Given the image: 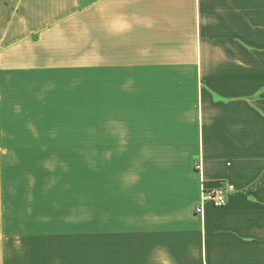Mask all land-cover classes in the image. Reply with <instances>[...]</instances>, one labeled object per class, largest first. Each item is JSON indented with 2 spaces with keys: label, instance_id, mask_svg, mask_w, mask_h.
Instances as JSON below:
<instances>
[{
  "label": "crops",
  "instance_id": "crops-1",
  "mask_svg": "<svg viewBox=\"0 0 264 264\" xmlns=\"http://www.w3.org/2000/svg\"><path fill=\"white\" fill-rule=\"evenodd\" d=\"M252 9L260 16L264 0H0V133L43 100L90 101L92 86H129L132 100L139 86L147 97L166 86L162 109L146 111L156 137L105 141L100 153V221L115 213L130 264H264V77L233 75L262 67L250 56ZM4 180L18 188L3 183V197L21 202L22 175ZM223 183L234 189L225 204L196 214L201 188ZM13 218V234L52 243L46 228Z\"/></svg>",
  "mask_w": 264,
  "mask_h": 264
},
{
  "label": "rangeland",
  "instance_id": "rangeland-1",
  "mask_svg": "<svg viewBox=\"0 0 264 264\" xmlns=\"http://www.w3.org/2000/svg\"><path fill=\"white\" fill-rule=\"evenodd\" d=\"M256 7L252 5L253 9ZM253 9L250 56L252 65L262 67L236 69L232 73L235 76L264 77V63H253L260 55L264 62L261 30L264 11L258 16V11ZM203 75L210 76V70ZM121 87V94L106 95L105 91L99 94L98 86H92L90 101L82 100L81 92L69 95L75 99L43 100L42 109L36 115L33 111L31 115L30 109L25 116L11 117L8 131L0 133V140L11 145V148H0V186L4 183L8 192H14L18 188L15 182L4 178L20 174L24 179L21 202L19 199L15 202V196L3 197L0 190V264H130V259H124L128 255L120 250L125 245L123 240L128 241L131 236L126 234L122 239L118 235L120 226H115V213L104 212V220L100 221V185H105L101 181L104 157L100 153L105 141L122 142L132 138L147 141L148 137H156L157 133L148 127V123L154 124L153 118L146 116V111L162 109L158 91L166 86H153L149 97L146 86H139L138 100L131 99L129 86ZM128 167L124 164V170ZM38 210L42 211L38 213ZM16 212L23 221L32 226L36 224L34 229L41 226L52 232L49 234L52 243L48 240L35 247L33 236L13 234ZM5 215L7 225L11 226V231L5 230V233L11 232L7 246H3ZM86 223L90 224L89 237L82 229ZM39 236L48 237V234ZM20 240L22 243L18 244ZM4 250L6 255L11 254L10 260L4 261ZM152 264L160 263L152 261Z\"/></svg>",
  "mask_w": 264,
  "mask_h": 264
},
{
  "label": "built area",
  "instance_id": "built-area-1",
  "mask_svg": "<svg viewBox=\"0 0 264 264\" xmlns=\"http://www.w3.org/2000/svg\"><path fill=\"white\" fill-rule=\"evenodd\" d=\"M196 168H200V164L196 165ZM234 191L233 186L228 183H223L215 188H201L200 198L195 204L194 212L201 215L206 203H209L213 207H221L225 204L228 196Z\"/></svg>",
  "mask_w": 264,
  "mask_h": 264
}]
</instances>
